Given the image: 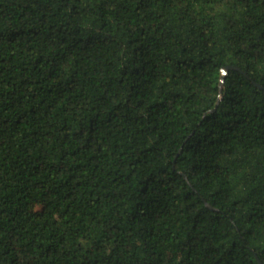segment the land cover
<instances>
[{"label":"trees","instance_id":"16d2710c","mask_svg":"<svg viewBox=\"0 0 264 264\" xmlns=\"http://www.w3.org/2000/svg\"><path fill=\"white\" fill-rule=\"evenodd\" d=\"M260 260L264 0H0V264Z\"/></svg>","mask_w":264,"mask_h":264},{"label":"water","instance_id":"95a60500","mask_svg":"<svg viewBox=\"0 0 264 264\" xmlns=\"http://www.w3.org/2000/svg\"><path fill=\"white\" fill-rule=\"evenodd\" d=\"M233 67L239 68V67H237V66L229 65V66H227L226 68L223 69V73L226 74V73L228 72V70H229L230 68H233ZM223 81H224V79L222 80V82H223ZM207 205L210 206L209 204H207ZM210 207H211V206H210ZM260 264H264V263L260 260Z\"/></svg>","mask_w":264,"mask_h":264}]
</instances>
